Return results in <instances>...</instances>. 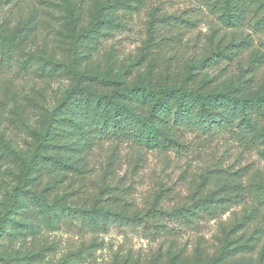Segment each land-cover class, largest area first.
<instances>
[{
  "label": "rangeland",
  "instance_id": "374dc122",
  "mask_svg": "<svg viewBox=\"0 0 264 264\" xmlns=\"http://www.w3.org/2000/svg\"><path fill=\"white\" fill-rule=\"evenodd\" d=\"M214 1L0 0V33L33 29L14 54L17 66L33 56L40 65L70 68L83 34L106 17L109 34L79 73L122 75L127 86L152 81L168 87L186 84L192 74V88H238L247 90L244 97L256 95L264 85V30L254 21L228 25ZM232 44L244 47L236 59L193 69ZM73 85L69 77L0 78V218L13 191L24 185L22 170L38 149L50 114ZM263 130L257 133L262 139ZM185 142L186 151L163 153L109 140L89 149L75 139L80 152L70 163L78 170L55 176L44 188L50 199L65 197L73 208L96 207L125 217L155 208L188 209L211 194L226 197L233 185L243 186L242 204L195 224L163 221L176 230L172 236L129 224L95 233L81 228L82 220L78 226L41 220L20 226L0 247L5 264H198L216 261L229 246L233 264H264V144L246 148L229 134L206 138L198 131L186 133Z\"/></svg>",
  "mask_w": 264,
  "mask_h": 264
},
{
  "label": "trees",
  "instance_id": "16d2710c",
  "mask_svg": "<svg viewBox=\"0 0 264 264\" xmlns=\"http://www.w3.org/2000/svg\"><path fill=\"white\" fill-rule=\"evenodd\" d=\"M213 8L230 26L254 21L260 30H264V0H215ZM96 25V29L83 34L76 61L70 68L58 64L40 65L33 56L17 66L14 54L27 43L33 29L26 27L10 35L0 33V78L6 75L39 80L69 77L74 81L62 102L50 114L39 147L22 170L24 185L13 191L0 218V247L11 242L13 232L20 226H32L41 220L70 226H78L77 222L82 220L81 228L95 233L108 232L111 226L129 224L157 236H172L176 230L168 228L163 221L195 224L197 218L216 216L233 204H242L245 194L241 185L230 186L226 197L216 198L211 194L188 209L166 213L155 208L135 217L96 207L87 211L73 208L65 197L50 199L49 187L44 188L48 181L59 174L68 175L78 170L70 163L80 152L73 145L75 139H81L84 147L89 149L96 141L109 140L137 150L163 153L186 151L185 134L193 131L206 138L229 134L246 148L264 144L262 136H257L264 128V85L258 94L244 97L247 90L238 88L228 92L209 91L204 86L192 88L189 85L192 74L187 76L186 84L168 87L152 81L127 86L122 75L79 73L78 67L90 60L101 40L109 34L111 22L106 17H99ZM243 48L241 44L226 46L203 63L194 65L193 69L206 64L214 66L226 59L234 60ZM232 258L229 246L216 261L198 264H233ZM5 263L0 256V264Z\"/></svg>",
  "mask_w": 264,
  "mask_h": 264
}]
</instances>
